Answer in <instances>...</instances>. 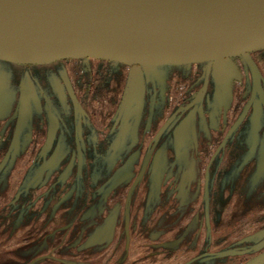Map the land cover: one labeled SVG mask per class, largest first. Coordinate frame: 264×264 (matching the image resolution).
Returning <instances> with one entry per match:
<instances>
[{
  "label": "rangeland",
  "instance_id": "1",
  "mask_svg": "<svg viewBox=\"0 0 264 264\" xmlns=\"http://www.w3.org/2000/svg\"><path fill=\"white\" fill-rule=\"evenodd\" d=\"M96 60L0 58V264H240L263 250L264 49L229 58L239 80L224 59L142 67L141 103L130 65ZM44 153L45 176L71 171L64 200L24 187Z\"/></svg>",
  "mask_w": 264,
  "mask_h": 264
},
{
  "label": "water",
  "instance_id": "2",
  "mask_svg": "<svg viewBox=\"0 0 264 264\" xmlns=\"http://www.w3.org/2000/svg\"><path fill=\"white\" fill-rule=\"evenodd\" d=\"M0 43L34 55L0 48L1 59L16 63L89 57L130 65L141 103L142 67L224 59L237 79L229 58L264 48V0H0ZM19 107H29L24 87Z\"/></svg>",
  "mask_w": 264,
  "mask_h": 264
},
{
  "label": "trees",
  "instance_id": "3",
  "mask_svg": "<svg viewBox=\"0 0 264 264\" xmlns=\"http://www.w3.org/2000/svg\"><path fill=\"white\" fill-rule=\"evenodd\" d=\"M84 59H91V58H84ZM96 61H100V62H103V63H109V64H112V65H124V64H121V63H118V62H114V61H107V60H102V59H97ZM142 72H143V79H144V77H145V73H144V70L142 69ZM131 73H132V76H134V73L132 72V70H131ZM99 82V81H98ZM134 82H135V76H134ZM144 83H145V81H144ZM99 84H100V82H99ZM135 87H136V83H135ZM96 88H98V85H96ZM137 90V89H136ZM19 94H20V92H19ZM68 94H69V96L71 97V95L73 94L72 93V90H69V92H68ZM138 96V95H137ZM28 100H29V97H28ZM19 101H20V98H19ZM19 105H20V102H19ZM19 106H18V110H19ZM27 109H30V103H29V107H25L24 109H23V111H22V113L23 114H21V116L19 117V120H20V122H19V124H21V122H22V120H23V117H24V115H25V110L26 111H28ZM258 109H259V107H258ZM251 113H252V118L255 120L256 118H257V116H258V118H259V112H258V114H257V111L252 107V110H251ZM17 114H18V112H17ZM19 115V114H18ZM83 116V115H82ZM111 123V122H110ZM113 127H115V126H113ZM56 128H57V126H56ZM45 154V155H44ZM41 157H44V161H39L38 160V162H37V170L35 171V168H36V165H34V167L32 168V170H34L33 171V173L31 174V176H30V180H28V183L27 184H24V187L26 188V189H31L32 187H31V185L32 184H36L37 186H40V185H43V186H46L47 187V190H44L43 191V193H44V195L45 194H47V193H49V192H54V193H58V194H60V197L61 196H63V195H65L64 193L66 192V191H68L69 190V186H61L60 187V181H62L63 179H60L65 173V176L63 177V178H68L69 179V175L68 174H70V170H69V167H66V170H63L64 171V174H59V175H55L54 177H49V176H45L44 175V172H46L47 171V166H46V158H47V153H44ZM79 154V153H78ZM78 154H76V155H74V158L76 159V162L78 161L77 160V158H79V160H81V157L78 155ZM41 159V158H40ZM75 159H74V161L72 162V168L74 167V163H75ZM60 160H61V157H60ZM69 161V159L67 160V162ZM39 165V166H38ZM66 165H68V163L66 164ZM60 169V166H58V167H56L55 168V170H59ZM39 173V174H38ZM30 181V182H29ZM109 182L111 183V179H109ZM30 185V186H29ZM28 186H29V188H28ZM107 186V185H106ZM71 187V186H70ZM99 187H101V186H99ZM99 187H97V186H95V185H93V186H89V188H88V191H89V194H91V195H97V188H99ZM60 188H64L63 189V191L61 192V190L62 189H60ZM102 188H104V186L103 187H101V190H102ZM71 189V188H70ZM71 192V191H70ZM64 199H66V195L65 196H63V198H61V200H64ZM262 230H264V229H262Z\"/></svg>",
  "mask_w": 264,
  "mask_h": 264
},
{
  "label": "flooded vegetation",
  "instance_id": "4",
  "mask_svg": "<svg viewBox=\"0 0 264 264\" xmlns=\"http://www.w3.org/2000/svg\"><path fill=\"white\" fill-rule=\"evenodd\" d=\"M252 59V58H251ZM253 60V59H252ZM253 62L255 63V61L253 60ZM250 64V63H249ZM256 66V65H255ZM251 69H252V67H251ZM237 71H238V69H237ZM256 71H257V68H256ZM253 72V71H252ZM239 73V72H238ZM253 77H254V75H253ZM239 78H240V75H238V78L236 79V80H239ZM257 90L258 91H261V89L258 87L257 88ZM19 98H20V94H19ZM20 102V101H19ZM19 106V105H18ZM254 109L257 111V114H258V107L257 106H254ZM27 110H29V109H27ZM25 112H26V110H25ZM260 112V111H259ZM19 114V115H18ZM18 114H17V112H16V116H15V119H14V124H13V127H12V134L11 135H13V137H15V138H17L18 137V134H19V131H20V124H19V117L21 116V114H23L22 112L20 113V111L18 110ZM19 116V117H18ZM258 116H257V118L255 119V120H257L258 121ZM0 139H3V136H2V133H1V135H0ZM260 232H259V236H257V237H259V245H257V246H259V248H261V249H263V250H261L258 254H256V255H254V256H252V257H250V258H248V259H246V260H244L242 263H240V264H248L252 259H254V258H256V257H259V256H261L260 258L261 259H258L257 261H255L253 264H264V230H262V229H260L259 230ZM250 248H255L254 247V245H252V246H250Z\"/></svg>",
  "mask_w": 264,
  "mask_h": 264
},
{
  "label": "bare ground",
  "instance_id": "5",
  "mask_svg": "<svg viewBox=\"0 0 264 264\" xmlns=\"http://www.w3.org/2000/svg\"><path fill=\"white\" fill-rule=\"evenodd\" d=\"M0 48L2 49H8V50H11V51H14L16 52L20 59H30L32 57H34V55H32L29 51H27L26 49L22 48V47H19V46H16V45H12V44H9V43H0ZM261 49V48H260ZM264 49V48H263ZM256 50H259V49H256ZM89 58V57H88ZM65 59V58H64ZM76 59V58H75ZM5 60V59H3ZM60 60V59H59ZM103 60V59H102ZM10 61V60H9ZM58 60H55L53 62H56ZM52 63V62H51Z\"/></svg>",
  "mask_w": 264,
  "mask_h": 264
}]
</instances>
